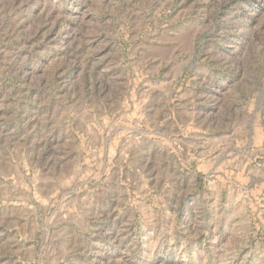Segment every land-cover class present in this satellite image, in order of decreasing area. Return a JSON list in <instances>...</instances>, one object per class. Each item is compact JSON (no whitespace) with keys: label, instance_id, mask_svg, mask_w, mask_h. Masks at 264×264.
<instances>
[{"label":"rangeland","instance_id":"374dc122","mask_svg":"<svg viewBox=\"0 0 264 264\" xmlns=\"http://www.w3.org/2000/svg\"><path fill=\"white\" fill-rule=\"evenodd\" d=\"M0 264H264V0H0Z\"/></svg>","mask_w":264,"mask_h":264}]
</instances>
